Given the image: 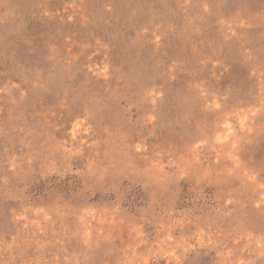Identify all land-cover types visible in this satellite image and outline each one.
<instances>
[{"label":"rangeland","instance_id":"1","mask_svg":"<svg viewBox=\"0 0 264 264\" xmlns=\"http://www.w3.org/2000/svg\"><path fill=\"white\" fill-rule=\"evenodd\" d=\"M0 264H264V0H0Z\"/></svg>","mask_w":264,"mask_h":264}]
</instances>
